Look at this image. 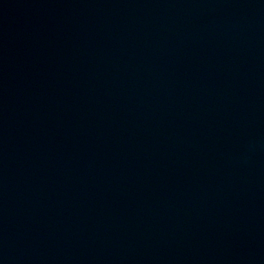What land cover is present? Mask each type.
Returning <instances> with one entry per match:
<instances>
[{
  "label": "water",
  "instance_id": "1",
  "mask_svg": "<svg viewBox=\"0 0 264 264\" xmlns=\"http://www.w3.org/2000/svg\"><path fill=\"white\" fill-rule=\"evenodd\" d=\"M0 264H264V0H0Z\"/></svg>",
  "mask_w": 264,
  "mask_h": 264
}]
</instances>
